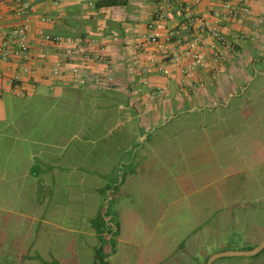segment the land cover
I'll list each match as a JSON object with an SVG mask.
<instances>
[{
  "label": "rangeland",
  "instance_id": "374dc122",
  "mask_svg": "<svg viewBox=\"0 0 264 264\" xmlns=\"http://www.w3.org/2000/svg\"><path fill=\"white\" fill-rule=\"evenodd\" d=\"M150 114L97 135L80 131L60 106L38 120L55 121L63 156L37 191L42 213L22 264H204L264 240V75L216 105H185L141 124ZM19 152L0 151V170ZM17 187L0 203L14 221L25 210ZM212 264H264V250Z\"/></svg>",
  "mask_w": 264,
  "mask_h": 264
},
{
  "label": "crops",
  "instance_id": "0c3cea01",
  "mask_svg": "<svg viewBox=\"0 0 264 264\" xmlns=\"http://www.w3.org/2000/svg\"><path fill=\"white\" fill-rule=\"evenodd\" d=\"M31 1L34 4L31 30L34 55L38 53L39 30L65 38L81 39L84 50L103 49V55L113 66L115 83L81 87L46 79L43 75L45 67L55 58H62V55L54 54L48 58L38 56L31 63L38 71L23 77L18 89L24 90L26 95L18 96L12 91L9 79L17 73L19 63L15 59L0 60V151H20L12 168L3 162L0 180L7 190H0V203L13 200L10 191L18 189L19 184L23 189L21 195L24 194L19 203L25 204L23 214H17L22 219L17 218L16 221L13 220V212L0 207V262L4 261V257L8 261L10 255H16L7 264H22L26 259L25 253H29L32 245L35 222L42 213V201L37 191L50 185L54 180L52 172L57 170L62 161V136L60 131L56 132L55 121L45 123V119L41 122L38 120L60 106L80 131L88 129L91 133L89 135H97L100 130L108 129L112 124L120 125L131 122L134 117H141L148 100V88L139 87L131 56L141 37L151 33L149 25L157 9V0H61L58 5H54L51 0ZM173 1L171 17L160 19L154 28L162 35L171 37L172 45L178 46L181 51H184L186 42L184 28L178 26L182 22L179 15V8L182 7L200 17L211 19L228 39L243 33L255 37V40L244 41L235 59L219 64L222 72L218 79L211 76V68L216 63L213 51L206 45L203 53L208 69L200 74L197 90L183 86L181 67L171 66V74L168 76L155 69L151 70L146 75L151 85L168 87L171 96L154 103L150 116L141 124L150 123L168 111L185 105L208 106L211 102L216 105L224 96L227 99L237 92H243L258 74L264 75V0H249L247 3L252 9V16L239 19L231 17L224 8L227 2L238 7V0ZM1 7L7 24L19 21L13 13L12 0H2ZM45 17L46 21H43ZM211 40V37H207L206 42ZM102 66V63L92 61L90 67L100 70ZM40 112L42 115L36 117ZM39 129L43 133L34 138L37 133L33 130ZM26 133L28 137L22 138L23 143L12 145L9 142L11 139L19 140ZM119 137L117 140L121 142V138L125 140L127 135L121 134ZM36 158L42 166L35 164ZM16 167L20 168L17 170Z\"/></svg>",
  "mask_w": 264,
  "mask_h": 264
},
{
  "label": "built area",
  "instance_id": "2783aa9c",
  "mask_svg": "<svg viewBox=\"0 0 264 264\" xmlns=\"http://www.w3.org/2000/svg\"><path fill=\"white\" fill-rule=\"evenodd\" d=\"M13 13L18 22L7 24L6 16L2 12L0 0V28H2V42L0 44V60L15 59L19 63L17 73L9 79L12 91L18 96H25L24 90H19V83L25 75L37 73V68L32 66V61L38 57H50L54 54L62 55L55 58L51 64L45 67L44 77L56 82L68 83L86 87L89 85H113L115 76L113 66L103 55V49L99 51H87L83 49V41L78 38H65L46 33L43 30L37 32L38 53L33 54L31 47V30L34 4L31 0H12ZM58 5L61 0H51ZM249 0H238L239 6L227 2L224 5L227 13L233 18L252 16L253 12ZM173 0H157L155 18L150 23L151 33L141 37L137 42L136 51L131 56V65L137 72L140 88H148V100L144 105V112H151L156 102L168 99L171 96L168 87H155L146 76L151 70L160 71L163 75L171 74V66L181 67L183 73V86L197 90L200 74L208 69L207 59L203 53L206 45L213 51L216 65L211 68L213 79L221 75L220 63L228 62L238 56L241 44L247 40H255V37L239 34L230 39L226 37L217 24L211 19L200 17L191 10L179 8L183 27L186 34L185 49L181 51L176 45H172L171 37L164 36L154 28L157 22L163 18H170L173 9ZM46 21V17L42 19ZM211 37L210 42H206ZM102 63V69L93 70L91 62Z\"/></svg>",
  "mask_w": 264,
  "mask_h": 264
},
{
  "label": "water",
  "instance_id": "95a60500",
  "mask_svg": "<svg viewBox=\"0 0 264 264\" xmlns=\"http://www.w3.org/2000/svg\"><path fill=\"white\" fill-rule=\"evenodd\" d=\"M264 250V240L255 248L248 251H226L215 254L205 264H212L216 259L225 256H255Z\"/></svg>",
  "mask_w": 264,
  "mask_h": 264
},
{
  "label": "trees",
  "instance_id": "16d2710c",
  "mask_svg": "<svg viewBox=\"0 0 264 264\" xmlns=\"http://www.w3.org/2000/svg\"><path fill=\"white\" fill-rule=\"evenodd\" d=\"M98 6H100V4H98ZM101 6H102V4H101ZM253 248H254V247L250 248L249 250H251V249H253ZM99 251H100V249H99ZM99 251H98V253H99ZM206 261H207V260H206ZM94 264H108V262H107V263H104L103 261H101L100 257H98V258L95 259Z\"/></svg>",
  "mask_w": 264,
  "mask_h": 264
}]
</instances>
